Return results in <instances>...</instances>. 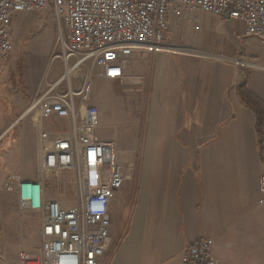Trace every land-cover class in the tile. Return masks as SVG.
I'll return each instance as SVG.
<instances>
[{
    "label": "crops",
    "instance_id": "obj_1",
    "mask_svg": "<svg viewBox=\"0 0 264 264\" xmlns=\"http://www.w3.org/2000/svg\"><path fill=\"white\" fill-rule=\"evenodd\" d=\"M228 18L171 12L167 43L177 50L127 61L125 93L146 94L148 106L142 146L136 132L131 145L118 144L130 154L128 179L111 202L114 244L99 264H183L184 250L203 238L214 239L219 264H229L242 231L244 264H264V212L256 205L264 193V73L237 64L264 63V41ZM0 101L7 112L1 80ZM100 123L101 138H110L101 135L111 134L110 121L100 115ZM34 150L20 158L26 180L39 178L30 171L39 166L38 140Z\"/></svg>",
    "mask_w": 264,
    "mask_h": 264
},
{
    "label": "built area",
    "instance_id": "obj_2",
    "mask_svg": "<svg viewBox=\"0 0 264 264\" xmlns=\"http://www.w3.org/2000/svg\"><path fill=\"white\" fill-rule=\"evenodd\" d=\"M199 11L228 20H241L245 35L264 41V0H0V64L15 46L13 19L24 13L55 16L60 76L38 94L25 113L35 112L39 128V178L26 180L21 172L10 176L3 191L16 194L20 210L40 216V247L22 250L18 264H99L108 254L110 205L124 189L129 166L121 160L116 137L100 136V108L93 102L100 80H127V61L135 53L173 52L167 43L171 12L179 18ZM237 64L264 73V63L237 60ZM51 120L67 122V132L45 130ZM264 152V132L262 134ZM264 154V153H263ZM264 159V155H263ZM75 175L72 207L47 197V174ZM256 205L264 212V193ZM215 240L203 238L188 246L183 264H219Z\"/></svg>",
    "mask_w": 264,
    "mask_h": 264
},
{
    "label": "rangeland",
    "instance_id": "obj_3",
    "mask_svg": "<svg viewBox=\"0 0 264 264\" xmlns=\"http://www.w3.org/2000/svg\"><path fill=\"white\" fill-rule=\"evenodd\" d=\"M13 32L14 50L2 63L3 71L0 72L1 84L7 86L11 100L7 112L0 101V264H4L3 261L18 264L21 250L32 252L40 247V216L36 212L20 210L16 194L4 192L3 187L11 174L21 171L22 151L31 154L32 159L37 146L36 114L25 113L38 94L64 69L60 59H53V54L59 53V47L57 23L52 13L18 14L13 19ZM125 90L128 91L127 86L124 88L118 81L104 79L96 84L93 102L100 107L101 118H107L112 126L111 134L105 130L101 135L116 137L118 144L122 142L129 146L134 141L131 136L136 132L138 146H142L148 96H130ZM68 129L67 122L62 120L45 124V130L50 132L62 133ZM118 151L121 160L130 158V154L121 152L119 146ZM38 168L33 165L30 171L36 175ZM44 180L48 198L59 200L67 207L74 205L76 182L73 172L50 173ZM239 240L230 246L229 264H244V231Z\"/></svg>",
    "mask_w": 264,
    "mask_h": 264
},
{
    "label": "trees",
    "instance_id": "obj_4",
    "mask_svg": "<svg viewBox=\"0 0 264 264\" xmlns=\"http://www.w3.org/2000/svg\"><path fill=\"white\" fill-rule=\"evenodd\" d=\"M245 85H246L245 82H244V84L241 85V87H240V92H242V97L244 98V100H245L246 103H247V97H244V95L246 94V93L244 92Z\"/></svg>",
    "mask_w": 264,
    "mask_h": 264
},
{
    "label": "water",
    "instance_id": "obj_5",
    "mask_svg": "<svg viewBox=\"0 0 264 264\" xmlns=\"http://www.w3.org/2000/svg\"><path fill=\"white\" fill-rule=\"evenodd\" d=\"M0 238H1V236H0Z\"/></svg>",
    "mask_w": 264,
    "mask_h": 264
}]
</instances>
